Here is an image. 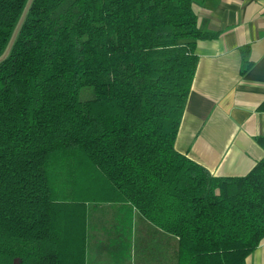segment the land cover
<instances>
[{"label": "trees", "instance_id": "1", "mask_svg": "<svg viewBox=\"0 0 264 264\" xmlns=\"http://www.w3.org/2000/svg\"><path fill=\"white\" fill-rule=\"evenodd\" d=\"M193 2L0 0V264H84L90 202L120 206L119 236L134 209L175 237L164 264H245L264 154L219 177L173 147L215 35Z\"/></svg>", "mask_w": 264, "mask_h": 264}, {"label": "crops", "instance_id": "2", "mask_svg": "<svg viewBox=\"0 0 264 264\" xmlns=\"http://www.w3.org/2000/svg\"><path fill=\"white\" fill-rule=\"evenodd\" d=\"M192 9L197 27L215 35L195 41L196 66L173 147L214 176H242L264 154L256 140L264 137V0H194ZM119 213L105 225L87 212L96 227L91 234L87 226L84 264H164L167 254L172 261L175 237L134 209L130 231L119 236ZM245 264H264V237Z\"/></svg>", "mask_w": 264, "mask_h": 264}, {"label": "rangeland", "instance_id": "3", "mask_svg": "<svg viewBox=\"0 0 264 264\" xmlns=\"http://www.w3.org/2000/svg\"><path fill=\"white\" fill-rule=\"evenodd\" d=\"M88 92H89V89H85L84 90L85 94L88 93ZM88 204H91V205H88ZM87 205L88 206H86V210H87L86 214H87L88 211H89V215L91 213L93 215V217L98 216V214H99V222L103 223L105 225H108V224H110L112 222L111 221V216L112 217L114 216L115 209L117 211V209L120 208V206H118V205H115V206L113 205L112 206V205H109V204H106V203H95V202L92 203V202H90V203H87ZM87 219H86V226L90 225L91 234H92V233H94L93 228L96 227V224L91 218H89V220H87ZM105 229H106V227H105ZM96 236H101V235H96Z\"/></svg>", "mask_w": 264, "mask_h": 264}]
</instances>
